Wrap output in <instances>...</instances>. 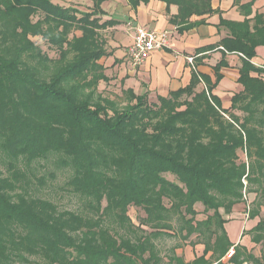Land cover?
Instances as JSON below:
<instances>
[{
    "label": "trees",
    "instance_id": "1",
    "mask_svg": "<svg viewBox=\"0 0 264 264\" xmlns=\"http://www.w3.org/2000/svg\"><path fill=\"white\" fill-rule=\"evenodd\" d=\"M105 1L84 12L57 0H0V264H264V68L252 63L264 14L221 19L230 35L220 46L243 57V91L229 108L214 94L225 59L214 82L194 71L167 97L128 89L120 105L100 88L111 81L102 32L116 24L103 19ZM181 1L185 21L193 11ZM211 1L200 0L209 14ZM256 1L240 6L246 17ZM52 157L71 170L77 211L28 190L19 166ZM239 204L255 222L251 249L225 227ZM131 207L141 211L136 222ZM197 246L204 250L192 261L178 254Z\"/></svg>",
    "mask_w": 264,
    "mask_h": 264
},
{
    "label": "crops",
    "instance_id": "2",
    "mask_svg": "<svg viewBox=\"0 0 264 264\" xmlns=\"http://www.w3.org/2000/svg\"><path fill=\"white\" fill-rule=\"evenodd\" d=\"M234 1L212 0L210 6L215 12L209 14L204 2L200 4V0H187L188 9L193 14L183 21L181 10L184 3L181 0H141L137 4H134L135 0H106L101 5L105 12L103 19L116 23L102 32L109 55L100 63L107 69L106 74L111 79L109 83H119L123 90L131 89L137 95L147 93L149 100L155 102L158 96L167 97L171 92L188 86L194 71L210 77L214 82V67L225 59L229 67L222 68L223 78L214 94L220 98L224 109L229 108L231 98L243 91L242 85L238 83L243 57L240 54H229L220 46L221 41L230 35L228 29L220 27L221 19L243 23L246 19L254 18L256 13L264 14V0L255 2L253 13L249 17H246L240 6L250 0H241L239 5H235ZM57 3L73 6L84 12L89 11L94 4L93 0H57ZM138 26L168 32L170 46L153 52L143 64L134 67L128 51L133 46ZM212 48L214 49L207 51ZM256 54L252 63L257 67H264V47H257ZM102 84L106 83H101L100 88ZM203 88L204 84L198 90ZM244 211L245 204L235 206L225 227L233 244L245 245L251 249L253 245L245 231L251 229L255 222L248 220ZM245 239H248L249 244L245 243ZM203 250V246L195 249L185 247L184 250H178V254H183L187 261H192L195 254L199 252L202 255Z\"/></svg>",
    "mask_w": 264,
    "mask_h": 264
},
{
    "label": "rangeland",
    "instance_id": "3",
    "mask_svg": "<svg viewBox=\"0 0 264 264\" xmlns=\"http://www.w3.org/2000/svg\"><path fill=\"white\" fill-rule=\"evenodd\" d=\"M35 40L37 41V43L42 44L39 38ZM102 85L103 86H101V90L108 89L105 91V93H107V96H109L112 100H114L120 105H123L125 103V97L123 94L125 90L122 89L119 83H110L108 85ZM55 160L56 158L52 157L48 161L34 162L29 168H24V165L19 166L20 169L27 174L31 182L28 190L30 194L34 197L53 201L61 210L77 211L81 207V200L79 199V197L73 195L66 187V182L71 177V170L59 167ZM240 160L247 162L246 156L242 152H240ZM3 168L4 167L0 162V170H3ZM33 175L35 177H33ZM167 177L171 180L173 179V177L169 175ZM43 179L45 180L44 184H42ZM255 198V194H249L246 204H249V202L253 203ZM202 207L203 205H201V207H198V209L201 210L203 209ZM139 214H141V211L137 210L136 208L131 207L129 209V216L133 219V221L136 222V217ZM260 218L264 219V208H262L261 210ZM246 232L247 230L245 231V233ZM245 243L249 244L248 239H245ZM167 245H173V241L169 242ZM262 247V245L257 246L254 251L255 254L260 255V253L263 251ZM196 254L198 256L201 255V253L199 252H197ZM196 254L195 256H197ZM29 264L43 263L39 259L33 258L30 260Z\"/></svg>",
    "mask_w": 264,
    "mask_h": 264
},
{
    "label": "built area",
    "instance_id": "4",
    "mask_svg": "<svg viewBox=\"0 0 264 264\" xmlns=\"http://www.w3.org/2000/svg\"><path fill=\"white\" fill-rule=\"evenodd\" d=\"M169 46L168 32H157L138 26L135 29L134 43L129 49L128 55L132 65L138 67L145 62L150 54L155 51H162ZM189 60L192 61V58Z\"/></svg>",
    "mask_w": 264,
    "mask_h": 264
}]
</instances>
